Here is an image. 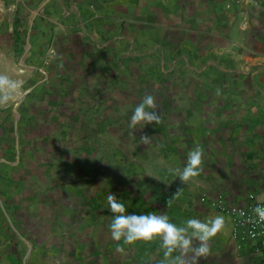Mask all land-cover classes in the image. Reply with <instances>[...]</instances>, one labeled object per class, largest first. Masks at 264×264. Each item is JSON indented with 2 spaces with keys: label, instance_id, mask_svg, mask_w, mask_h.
I'll return each instance as SVG.
<instances>
[{
  "label": "crops",
  "instance_id": "obj_1",
  "mask_svg": "<svg viewBox=\"0 0 264 264\" xmlns=\"http://www.w3.org/2000/svg\"><path fill=\"white\" fill-rule=\"evenodd\" d=\"M157 51L155 58L168 61L155 97L162 119L129 143L112 133L111 161L100 158L95 177L77 155L80 146L66 148L76 154L66 164L37 137L24 146L21 129L15 147L0 145V264H161L158 240L112 239L111 194L129 213L163 212L177 224L222 215L226 227L198 264H261L210 200L223 193L244 202L253 192L264 199V96L254 94L264 88V0H0V75L21 83L16 65L23 60L50 73L89 74L91 53L96 75L113 69L114 55L135 57L128 71L141 74L139 61ZM33 115L23 114V124L33 125ZM121 120L103 117L97 132ZM195 147L203 151V171L182 183L175 170ZM8 154L13 160L2 157Z\"/></svg>",
  "mask_w": 264,
  "mask_h": 264
},
{
  "label": "rangeland",
  "instance_id": "obj_2",
  "mask_svg": "<svg viewBox=\"0 0 264 264\" xmlns=\"http://www.w3.org/2000/svg\"><path fill=\"white\" fill-rule=\"evenodd\" d=\"M93 46L94 49L98 47L97 44H93ZM134 46H138V43L135 42ZM160 54V51H157L153 56L148 55L146 59L139 61L144 64L142 68L141 65L138 68L141 74L128 71V63L140 60L139 58L134 59L135 57L122 58L114 55V63H108L109 66H112L113 71L109 70L107 73L96 75H94L95 67L92 70L91 66L96 60L94 54L91 53L85 56L88 69L91 66V69H87L89 74L82 72L75 74L70 71H67L65 75L57 72L50 73L43 67L37 68L36 65L23 60V64L16 65L17 75L22 79V87L16 92L15 99L10 101L7 108L0 107V145L4 142L5 147H15L21 129L25 140L24 146H30L33 139L37 137L42 141L39 145L56 149V156L66 164L76 157V154H71L66 148L80 146L82 150L77 155L84 163L88 173L95 177L100 169L99 166H96L97 161L100 158H103L104 162L111 161L112 133L118 136L121 134L125 137L120 139L121 142L129 143L131 139L135 140L136 137L143 135V131L150 129L147 122L137 125L136 128L129 127L136 106L130 99H143L147 94L154 97L160 96L159 82L164 81L167 76L160 71L165 70L164 65L168 66V61L163 58H155V55L160 57ZM173 62L176 64L177 61ZM120 64L125 66L118 68L117 66ZM68 65L69 63H67ZM78 70L81 71V69ZM144 71L150 74L157 73L159 79L155 76L146 77ZM42 84L48 86L40 90ZM129 84L132 85L128 89ZM146 86L158 90L149 93ZM45 88H47L46 91ZM254 94L264 96V88L260 87L259 92H254ZM159 109L160 107L156 108L158 112ZM23 114H26V117H30L32 114H34L33 116L39 115V117L33 125L26 124V126L23 124L25 121ZM111 116H121L126 120L104 123L100 131L97 132V128L99 129L101 124L98 120ZM129 116L130 119H128ZM15 117H18L16 122H14ZM74 117L79 120H74ZM5 130H7L6 133H4ZM5 139L7 141H4ZM98 143L104 146V153H97ZM121 148L122 155L129 153L127 145ZM2 157L13 160L14 155L8 154L2 155ZM47 157L48 154H43L40 160L46 161ZM129 161L130 157L126 158L124 162ZM91 188L95 191L94 181Z\"/></svg>",
  "mask_w": 264,
  "mask_h": 264
},
{
  "label": "clouds",
  "instance_id": "obj_3",
  "mask_svg": "<svg viewBox=\"0 0 264 264\" xmlns=\"http://www.w3.org/2000/svg\"><path fill=\"white\" fill-rule=\"evenodd\" d=\"M22 87L20 81L7 75H0V101L8 102L15 99L16 92ZM156 99L147 94L135 106L131 116L130 128H136L143 122L160 123L161 114L156 111ZM150 138L144 136L147 141ZM204 155L202 149L195 147L188 155L183 169H176V175L182 183L191 181L203 171ZM179 191L175 194L178 195ZM110 210L114 213L109 225L110 235L116 241L123 240L125 244L134 245L138 241L158 240L164 249L165 260L161 264H198L199 258L207 256L210 241L226 227L224 216L217 215L213 219L201 220L189 217L177 224L166 213L148 212L143 214L129 213L125 203L115 194L107 197ZM172 199L167 201L171 206ZM259 222H264V205L258 204L254 209Z\"/></svg>",
  "mask_w": 264,
  "mask_h": 264
},
{
  "label": "built area",
  "instance_id": "obj_4",
  "mask_svg": "<svg viewBox=\"0 0 264 264\" xmlns=\"http://www.w3.org/2000/svg\"><path fill=\"white\" fill-rule=\"evenodd\" d=\"M202 200L207 201V196L204 195ZM210 203L230 218L233 237L239 242V246H248L252 253L262 257L261 264H264V222H259L254 211L258 204L264 205V199L253 192L244 202H233L220 193Z\"/></svg>",
  "mask_w": 264,
  "mask_h": 264
}]
</instances>
